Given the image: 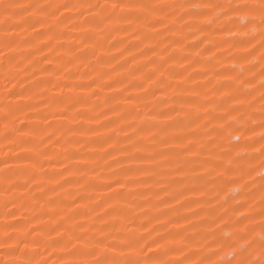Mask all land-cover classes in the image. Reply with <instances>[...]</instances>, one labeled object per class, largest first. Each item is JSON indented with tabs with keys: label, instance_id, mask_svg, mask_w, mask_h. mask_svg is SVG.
Segmentation results:
<instances>
[{
	"label": "rangeland",
	"instance_id": "rangeland-1",
	"mask_svg": "<svg viewBox=\"0 0 264 264\" xmlns=\"http://www.w3.org/2000/svg\"><path fill=\"white\" fill-rule=\"evenodd\" d=\"M253 2L0 0V264L261 259Z\"/></svg>",
	"mask_w": 264,
	"mask_h": 264
},
{
	"label": "snow or ice",
	"instance_id": "snow-or-ice-1",
	"mask_svg": "<svg viewBox=\"0 0 264 264\" xmlns=\"http://www.w3.org/2000/svg\"><path fill=\"white\" fill-rule=\"evenodd\" d=\"M3 7L7 10L9 7H12V6L11 5H3ZM19 7H24V6L21 5ZM65 7H67V5H65ZM122 7H124V6L119 4V3H113L111 5V8L113 10L120 9ZM238 7H243V8L249 9L252 12H258L260 22H261V24H264V0H258V3L257 2H253L251 4L245 3V4L238 6ZM262 57H264V53H262ZM262 99H264V96H262ZM261 127H264V123H262ZM260 142L262 144H264V133H262L260 136ZM261 154L264 155V150H262ZM262 180H264V178H262ZM261 216L264 217V200L261 201ZM247 243L249 244V246H251L252 243H254V242L253 241H247ZM134 244H135V241L130 238L128 240L129 247L134 246ZM261 248H262V252H261V259L260 260L250 261L248 259H240V260H236L235 264H264V219H262ZM26 264H31V262L30 261L26 262ZM95 264H120V262H118L116 260L97 257L95 260ZM126 264H137V262L129 261V262H126ZM145 264H149V262L146 261ZM151 264H161V262L158 260H154L151 262ZM213 264H214V262H213ZM228 264H233V262H228Z\"/></svg>",
	"mask_w": 264,
	"mask_h": 264
}]
</instances>
